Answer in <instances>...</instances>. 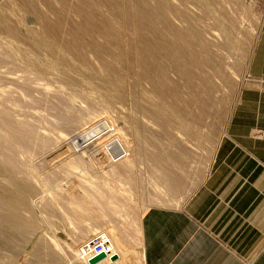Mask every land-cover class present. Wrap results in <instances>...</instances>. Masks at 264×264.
I'll return each mask as SVG.
<instances>
[{
	"label": "rangeland",
	"instance_id": "obj_1",
	"mask_svg": "<svg viewBox=\"0 0 264 264\" xmlns=\"http://www.w3.org/2000/svg\"><path fill=\"white\" fill-rule=\"evenodd\" d=\"M263 24L254 0H0V264H89L98 234L143 264V213L205 176Z\"/></svg>",
	"mask_w": 264,
	"mask_h": 264
},
{
	"label": "crops",
	"instance_id": "obj_2",
	"mask_svg": "<svg viewBox=\"0 0 264 264\" xmlns=\"http://www.w3.org/2000/svg\"><path fill=\"white\" fill-rule=\"evenodd\" d=\"M248 71L205 176L143 213V264H264V24Z\"/></svg>",
	"mask_w": 264,
	"mask_h": 264
},
{
	"label": "bare ground",
	"instance_id": "obj_3",
	"mask_svg": "<svg viewBox=\"0 0 264 264\" xmlns=\"http://www.w3.org/2000/svg\"><path fill=\"white\" fill-rule=\"evenodd\" d=\"M149 14V13H148ZM144 15V14H143ZM166 72V71H165ZM163 74V73H162ZM154 110V109H153ZM158 112H159V110H158ZM156 113V112H155ZM161 113V112H160ZM159 113V114H160ZM158 114V113H157ZM9 115L10 114H7L6 112H4V114H3V116H1V118H0V120H2L3 118L6 120V122L9 120ZM157 116V115H156ZM3 117V118H2ZM3 119V120H4ZM5 122V121H4ZM9 123H10V121H9ZM4 125H6L5 123H4ZM10 125L7 123V134H5L4 136H3V141L2 142H0V155H1V157H2V159L3 158H9V156H10V152H11V135H10V127H9ZM96 132L95 133H92V134H87V135H84V136H82V137H80V138H77V139H75V141H74V145L75 146H81V145H83V144H85V143H87V142H89L90 140H92L96 135ZM142 140V139H141ZM118 141V140H117ZM117 141H115V143L113 144V146H114V150L117 152V155L118 156H121V155H123L124 153H127L126 152V150H124V149H122V147L120 146V147H117L116 146V144H118V142ZM118 156H116V157H118ZM127 156V155H126ZM8 165V164H7ZM4 171V170H3ZM8 218V217H7ZM111 245H112V255H119L120 256V260H118V261H116V262H112L111 260H110V258L112 257H107V259L106 260H104L103 262H101V263H99V264H117L119 261H120V263L121 262H124L125 260H124V257H126L127 259H128V261H129V257H130V249H129V247H126V249L124 250V252H125V254L126 255H123V253L120 251H118L117 250V248H115L114 247V245H113V243H112V241H111ZM125 246V245H124ZM143 255V254H142ZM78 256V255H77ZM143 258V257H142ZM127 259H126V262H127ZM143 260H144V258H143ZM84 262V261H83Z\"/></svg>",
	"mask_w": 264,
	"mask_h": 264
},
{
	"label": "built area",
	"instance_id": "obj_4",
	"mask_svg": "<svg viewBox=\"0 0 264 264\" xmlns=\"http://www.w3.org/2000/svg\"><path fill=\"white\" fill-rule=\"evenodd\" d=\"M126 155L127 153H124L123 155L118 156V158L126 157ZM103 253L108 257L113 256L111 240L106 234H98L92 237L90 241L83 244L79 252V257L85 263H89L92 258Z\"/></svg>",
	"mask_w": 264,
	"mask_h": 264
},
{
	"label": "water",
	"instance_id": "obj_5",
	"mask_svg": "<svg viewBox=\"0 0 264 264\" xmlns=\"http://www.w3.org/2000/svg\"><path fill=\"white\" fill-rule=\"evenodd\" d=\"M107 255L106 254H100V255H98V256H96V257H94V258H92L90 261H89V264H99V263H101V262H103L104 260H106L107 259ZM110 260L112 261V262H116V261H118L119 260V255H113L111 258H110Z\"/></svg>",
	"mask_w": 264,
	"mask_h": 264
}]
</instances>
